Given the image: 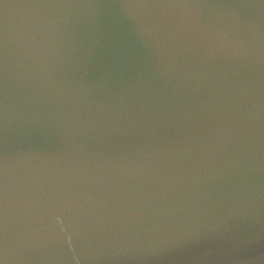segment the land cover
<instances>
[{
	"label": "water",
	"instance_id": "water-1",
	"mask_svg": "<svg viewBox=\"0 0 264 264\" xmlns=\"http://www.w3.org/2000/svg\"><path fill=\"white\" fill-rule=\"evenodd\" d=\"M0 264H264V0H0Z\"/></svg>",
	"mask_w": 264,
	"mask_h": 264
}]
</instances>
